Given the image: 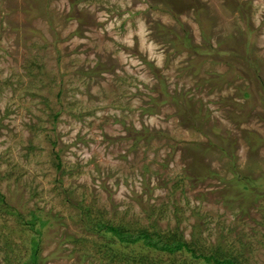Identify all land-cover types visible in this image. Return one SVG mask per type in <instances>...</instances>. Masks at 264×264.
Segmentation results:
<instances>
[{
    "label": "rangeland",
    "instance_id": "374dc122",
    "mask_svg": "<svg viewBox=\"0 0 264 264\" xmlns=\"http://www.w3.org/2000/svg\"><path fill=\"white\" fill-rule=\"evenodd\" d=\"M263 176L264 0H0V264H264Z\"/></svg>",
    "mask_w": 264,
    "mask_h": 264
},
{
    "label": "trees",
    "instance_id": "16d2710c",
    "mask_svg": "<svg viewBox=\"0 0 264 264\" xmlns=\"http://www.w3.org/2000/svg\"><path fill=\"white\" fill-rule=\"evenodd\" d=\"M244 93H251L248 89L244 91ZM261 178H259L260 180ZM257 183V181H256ZM261 186H264V176L262 177ZM46 221V220H45ZM111 233H113L121 242H127V243H134L136 241H139L140 239H143L144 242L150 246H153L157 249L168 251V252H174L176 250L181 249L182 247H187V245L183 242L178 241H172V242H165L161 241L158 237H151L149 234L139 231L135 233H126L120 231V229L112 227V226H106ZM37 254L31 255L28 264H36L35 260L37 258ZM204 259L206 261H213L216 264H233L232 260L229 258H216L211 255L204 256Z\"/></svg>",
    "mask_w": 264,
    "mask_h": 264
}]
</instances>
